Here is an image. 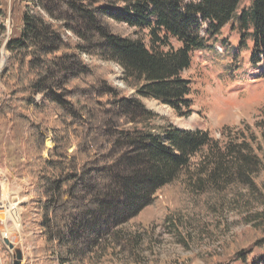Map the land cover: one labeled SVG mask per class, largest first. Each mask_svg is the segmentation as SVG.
<instances>
[{"label": "trees", "instance_id": "16d2710c", "mask_svg": "<svg viewBox=\"0 0 264 264\" xmlns=\"http://www.w3.org/2000/svg\"><path fill=\"white\" fill-rule=\"evenodd\" d=\"M187 1L28 0L19 11L22 29L7 42L11 62L4 73L11 100L0 103V117L15 125L27 122L37 153L25 167L32 180L31 204L55 263L82 264L117 251L118 244H138L137 236L120 228L190 169L198 154L203 155L200 192L259 190L264 161L245 134L223 149L209 131L151 129L160 117L143 104L145 98L191 117L192 85L183 75L195 53L211 50L210 39L234 22L241 2ZM251 5L236 20L239 45L251 42V64L261 69L264 0ZM111 22L128 25L139 36H122ZM82 54L117 64L136 94L128 96L111 84ZM49 108L56 121L52 129L27 115ZM49 137L54 145L47 151ZM252 224L257 234L234 250L231 260L215 264H264V212L255 214Z\"/></svg>", "mask_w": 264, "mask_h": 264}, {"label": "rangeland", "instance_id": "374dc122", "mask_svg": "<svg viewBox=\"0 0 264 264\" xmlns=\"http://www.w3.org/2000/svg\"><path fill=\"white\" fill-rule=\"evenodd\" d=\"M27 1L0 0V11L4 9L7 13L0 18V27L6 29H0V103L11 100L4 80L11 62L7 42L14 31L22 29L19 11ZM114 1L117 0H105ZM251 4L252 0H241L234 22L217 38L210 39L211 50L195 53L191 70L184 73L183 77L192 85L194 111L191 117H179L161 102L142 100L149 111L160 117L152 121L151 129L160 132L161 127L174 126L185 131H209L223 149L231 138L241 141L245 134L264 161V68L252 66V44L239 45L241 37L236 24L239 15L251 9ZM111 24L122 36H139V31L128 25ZM143 34L147 37L148 32L145 30ZM74 41L78 42L76 38ZM82 57L90 65L102 68L109 82L125 90L128 96L136 94L133 88L126 87L122 69L117 64L99 57L84 54ZM27 115L50 129L56 127L50 108ZM26 127L24 120L15 125L9 117H0V213L3 205L9 203L17 206L20 215V228L10 234V240L4 237L5 228L0 220V264H15L16 250L23 254L22 264H60L55 263L57 256L52 257L48 252L39 227L41 217L31 204L32 180L25 167L37 153L30 144ZM53 145L49 137L45 142L47 151ZM202 157V154L193 157L190 169L157 192L152 205L120 228L137 236L138 244L123 241L125 245L118 244L117 251L102 259L101 255H95L82 264H215L231 260L233 251L243 248V242H249L257 234L252 221L255 214L264 212V173L257 180V193L244 188L227 191L221 196L208 189L200 192L197 178ZM5 239L15 248L6 246Z\"/></svg>", "mask_w": 264, "mask_h": 264}, {"label": "bare ground", "instance_id": "6f19581e", "mask_svg": "<svg viewBox=\"0 0 264 264\" xmlns=\"http://www.w3.org/2000/svg\"><path fill=\"white\" fill-rule=\"evenodd\" d=\"M5 197L7 198L6 195ZM1 219L3 220L2 223L5 228L4 237L10 240V234L20 228V215L18 214L17 206L9 203L7 205L4 204L0 213Z\"/></svg>", "mask_w": 264, "mask_h": 264}, {"label": "water", "instance_id": "95a60500", "mask_svg": "<svg viewBox=\"0 0 264 264\" xmlns=\"http://www.w3.org/2000/svg\"><path fill=\"white\" fill-rule=\"evenodd\" d=\"M5 245L10 247V249H14L15 247L10 243L9 240L5 239ZM23 254L20 250H16V260L15 264H22Z\"/></svg>", "mask_w": 264, "mask_h": 264}]
</instances>
